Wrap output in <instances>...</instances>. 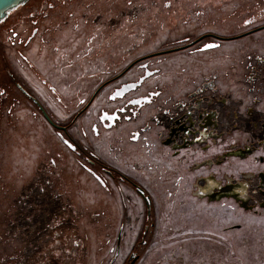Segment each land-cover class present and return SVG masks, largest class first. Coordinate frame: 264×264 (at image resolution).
<instances>
[{
  "label": "rangeland",
  "instance_id": "obj_1",
  "mask_svg": "<svg viewBox=\"0 0 264 264\" xmlns=\"http://www.w3.org/2000/svg\"><path fill=\"white\" fill-rule=\"evenodd\" d=\"M66 2L29 0L0 24V76L5 77L2 67H11L59 124L72 120L82 100L105 78L104 71H119L135 57L175 45V25L188 18L195 3L207 6L206 0ZM32 21L36 36L28 46L19 44V38L30 34ZM90 25L97 27L87 37L90 31L83 26ZM188 27L183 25L181 34ZM175 56L162 63L153 59L150 67L161 66L172 77ZM157 78L147 83L156 84ZM106 91L97 102L109 99ZM16 95L31 105L21 93ZM9 110H0V264H118L113 252L117 235L123 233L120 261L142 230V198L88 165L37 107ZM95 115L94 106L76 119L70 129L74 139L95 157L138 178L155 201V232L140 264H264V222L249 219L240 228L239 210L175 206L173 201L185 199L178 196V174L155 160V140L136 143L131 132L110 134ZM139 145L149 153L146 164L138 162ZM45 222L57 223L63 231L55 235L59 239L53 246L40 234Z\"/></svg>",
  "mask_w": 264,
  "mask_h": 264
},
{
  "label": "flooded vegetation",
  "instance_id": "obj_2",
  "mask_svg": "<svg viewBox=\"0 0 264 264\" xmlns=\"http://www.w3.org/2000/svg\"><path fill=\"white\" fill-rule=\"evenodd\" d=\"M206 1V7L195 3L196 7L187 11L188 18H181L175 25L178 36L175 45L135 57L119 71H104L103 81L79 107H87V110L93 107L102 90L137 69L136 78L114 86L109 107L115 108L101 110L100 122L110 129L124 121L137 120L145 107H155L156 113L150 120L132 131V139L148 143L144 133L155 130L157 141L153 146L158 152L157 161L167 171L178 174V196L185 198L173 204L181 203V208L189 210L198 207L205 211L215 206L223 209V213L229 208L239 210L242 220L239 226L243 228L249 219L264 222V0ZM33 22L30 34L19 38V44L28 46L36 36L38 28ZM188 23L186 33L181 34L183 25ZM96 27L83 26V31H90L88 37ZM174 54L176 66L172 77L161 66L150 67L153 59L158 58L157 62L162 63L165 57ZM4 75V78L0 76V110L37 107L40 111V105L47 107L13 71L5 70ZM155 75L157 83L141 93ZM18 83L39 103L25 94ZM123 99H126L123 104L118 105L117 101ZM61 125L67 129H56L58 134L61 132L76 145L77 140L70 131L72 126ZM94 130L98 134V125ZM74 151L87 160L84 149L76 145ZM118 181L142 198L145 210L142 230L127 254L118 261L122 232L117 235L113 252L118 264L132 261L140 264L155 232V201L137 178L129 180L119 176ZM137 185L151 196L150 215L147 201L136 190ZM44 224L40 234L46 235L53 246V241L59 239L55 235L63 231L57 223ZM182 234L180 231L179 235ZM166 239L163 238V243ZM75 243L79 246L77 241Z\"/></svg>",
  "mask_w": 264,
  "mask_h": 264
},
{
  "label": "crops",
  "instance_id": "obj_3",
  "mask_svg": "<svg viewBox=\"0 0 264 264\" xmlns=\"http://www.w3.org/2000/svg\"><path fill=\"white\" fill-rule=\"evenodd\" d=\"M3 24V23H2ZM138 75V73H128L127 75H125L120 81H118L117 83H121V82H126V81H131L133 80L134 78H136V76ZM117 83L115 84H111L109 86H107L104 90H107L106 92V95L108 93H110L114 86L117 85ZM148 84V83H147ZM146 84V86L143 87L141 93H144L145 91H147L148 89H150L155 83H153V85H151L152 83H149L148 85ZM102 90V91H104ZM101 91V92H102ZM99 97V96H98ZM98 97L96 98V100L94 101V106H95V109H96V115H95V118H97L98 116V113H100L101 110H108V111H112L115 107H109L111 106L110 102H109V99L106 98L104 100H100L99 102H97V99ZM107 97V96H106ZM86 98V97H85ZM99 100V99H98ZM97 102V104H96ZM99 104V105H98ZM93 106V107H94ZM91 108V107H90ZM89 108V109H90ZM88 109V110H89ZM87 112V111H86ZM156 113V109L154 107H145L142 111H141V114L140 116L138 117L137 120H134V121H129V122H122V123H119L116 127H113V128H110L109 130V133L110 134H113L115 133L116 135L119 134V135H128L132 134V131H135L136 129H138L140 126L144 125L146 122H148L150 120V118ZM97 120V119H96ZM144 135L147 137V140L150 141L149 139H154L155 142L157 141L156 140V132L155 130H151L150 132L148 133H144ZM137 143V142H136ZM140 143V142H138ZM154 143V142H153ZM147 149L146 148H142L141 145L138 146V148L135 150V153H138V162L142 163V164H146L148 163V157L146 156H149L146 151ZM154 150L156 151V153L158 154L156 148H154ZM156 156V155H155ZM157 161V157L155 159ZM158 162V161H157ZM128 174V173H126ZM131 175V174H129ZM134 176V175H132ZM136 178V177H135ZM138 179V178H137ZM139 180V179H138Z\"/></svg>",
  "mask_w": 264,
  "mask_h": 264
},
{
  "label": "water",
  "instance_id": "obj_4",
  "mask_svg": "<svg viewBox=\"0 0 264 264\" xmlns=\"http://www.w3.org/2000/svg\"><path fill=\"white\" fill-rule=\"evenodd\" d=\"M29 0H0V24L4 22L12 12H14L19 7L25 5ZM18 86L22 89V91L27 94L34 102L39 103L38 100L29 94V92L20 84L18 83ZM40 111L42 112L45 119L49 122V124L58 130H66L67 127L59 124L58 122L54 121L53 118L50 116V114L47 112V110L40 105L39 107ZM60 136L65 140L67 145H69L73 150H76V145H74L72 142H70L68 139L64 137V135L60 132ZM137 192L145 198L147 201V213L148 215L151 214V196L146 195L145 189L141 187L140 185L136 186ZM131 264H134V261H132Z\"/></svg>",
  "mask_w": 264,
  "mask_h": 264
},
{
  "label": "trees",
  "instance_id": "obj_5",
  "mask_svg": "<svg viewBox=\"0 0 264 264\" xmlns=\"http://www.w3.org/2000/svg\"><path fill=\"white\" fill-rule=\"evenodd\" d=\"M1 69L2 70L4 69V71L6 70V72L7 71H9V72L11 71L10 68H8V67H2ZM4 71H2V72H4ZM86 110H87V107H82L78 112H76V114L73 116L72 120L69 121L67 123V125L69 127L72 126L74 124L75 120L78 117H80L81 115H83L86 112ZM76 142H77V144H76L77 146H79L82 150L84 149V152H85V154L87 156V160H88L87 162H88V164L90 166H93V167L94 166L95 167L98 166V168L100 170H102L103 172H106L112 178L119 179V176H121V177H124V178L129 179V180H133L134 179L133 176H130V175L124 173L123 171L113 167L109 163H106L105 161H102L98 157H95L91 151L85 150V148H84L82 143H80L78 141H76Z\"/></svg>",
  "mask_w": 264,
  "mask_h": 264
}]
</instances>
